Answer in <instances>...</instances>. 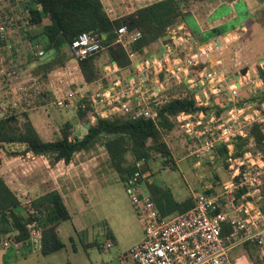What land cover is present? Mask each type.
<instances>
[{
  "label": "built area",
  "instance_id": "2783aa9c",
  "mask_svg": "<svg viewBox=\"0 0 264 264\" xmlns=\"http://www.w3.org/2000/svg\"><path fill=\"white\" fill-rule=\"evenodd\" d=\"M35 9H39L36 5ZM42 26V22H34L26 0H0V53L8 51L14 40L19 47L16 60L26 64L29 57L39 58L43 54L41 45L32 43L29 35ZM35 31V32H36ZM115 42L126 47L129 41L140 36L138 31L127 32L121 25L116 28ZM29 34V35H28ZM168 41L162 42L159 55L144 57L133 65L134 78H129L127 87H119V82L105 91L95 94L90 99L93 115L108 117L114 113L135 118L138 116L154 119L155 110L150 106L148 98H144L142 88L143 76L154 73V84L158 89L166 85L185 80L188 86H202L209 83L221 86L224 81V69L217 61L207 68L208 55L216 47L204 44L196 51L186 50L193 39L180 24L171 25L166 31ZM32 44V45H31ZM21 46V48H20ZM73 59L80 60L91 56L102 49L95 34L80 32L67 45ZM177 51H184L181 56ZM131 53H128V57ZM0 58V67L2 66ZM13 65H16L15 63ZM200 66L189 73L191 67ZM107 71L112 67L105 66ZM162 73L161 78L158 74ZM242 80L245 81L244 75ZM117 88V90H114ZM231 90V89H230ZM139 91L142 100L133 108L129 101V92ZM205 94V91H201ZM82 91H64L47 103L61 109H70L77 103L83 107ZM195 102L199 103L198 92L193 93ZM157 103H153V106ZM107 108V109H106ZM264 110V103L259 106ZM249 110V111H247ZM222 122L208 119L202 123V115L179 113L176 121L187 138L197 141L196 146H189L187 156L195 158L194 166L209 151L224 147L225 152L219 160L227 175L216 187L204 185L202 191L193 197V205L167 217H162L148 193L141 192L140 182L145 174L140 170L143 161L135 162L136 170L126 178L123 190L128 197L136 217L142 226V237L127 250L121 252L118 261L121 264H247L238 263L231 256V250L243 246L244 243L255 245L264 253V209L261 207L264 197L261 194L264 182V158L261 152L253 147L248 136L253 123L259 124L264 135V113L260 114L255 106L244 104L229 107ZM196 127H200L196 129ZM237 138L247 139L244 150L233 154L234 142ZM251 148L254 150L252 151ZM31 198L21 200V204L29 203ZM33 214H40L34 210ZM27 238L17 241L12 236L0 240V248L18 253L24 246L31 250L39 249L40 228L34 219L27 225ZM230 230L222 234V229ZM35 244V247L33 246Z\"/></svg>",
  "mask_w": 264,
  "mask_h": 264
},
{
  "label": "trees",
  "instance_id": "16d2710c",
  "mask_svg": "<svg viewBox=\"0 0 264 264\" xmlns=\"http://www.w3.org/2000/svg\"><path fill=\"white\" fill-rule=\"evenodd\" d=\"M186 3L187 0H157L124 16L109 19L99 0H26L34 22H40L44 18L49 20L29 39L32 43H41L45 51L50 50L55 53L53 59L37 64L36 70L33 69L32 73L39 70L45 76L53 66L61 65L63 47H66L80 32H89L98 37L107 63H113L118 68H126L129 65L128 53L140 54L144 48L157 40L168 41L165 38L166 31L171 25L182 21V10ZM36 5H39L38 10L35 9ZM121 25L126 27L127 32L140 33V36L129 41L126 47L115 42L116 28ZM219 31L220 29H212L211 34L212 32L218 34ZM76 65L86 83L100 76L93 55L76 60ZM199 68L200 66L191 67L189 73ZM257 72L264 81L263 71L257 68ZM42 78V81H46L45 77ZM180 86H183L185 91H174ZM169 88L171 89L166 90L168 98L152 106L156 113L154 119L142 116L130 118L117 113L108 117L96 115L92 123L86 124L84 133L79 137L72 136L71 125L66 123L61 124L58 136L54 140H43L31 123L27 112L7 113L0 116V151L6 155L29 152L33 156L45 157L52 165L59 160L67 163L74 153L86 151L101 141L107 164L122 183L136 170L135 162L143 161L140 168L143 171L146 169L147 160L155 154L162 157L163 165L172 168L173 165L168 163L170 153L163 135L174 127V118L177 114L181 112L193 114L199 110L206 112L209 108L197 105L193 98L195 90L189 89L185 80L174 82ZM38 96L41 98L40 104L47 103L51 99V95L45 90H40ZM250 99L252 98L244 100ZM253 99H256L259 105L264 101V95L258 94ZM82 102L83 107L75 109L74 114L77 119L87 122L88 116L93 113V108L88 99L84 98ZM221 110L217 108L216 114ZM260 127L259 124L253 123L249 128L248 136L253 141L254 149L261 152L264 158V135ZM246 140L240 138L235 140L234 155L244 150ZM9 144L23 147L21 150L8 151L5 145ZM216 151L218 155H222L225 148L218 147ZM149 187L148 194L162 217L190 208L196 195L176 201L168 188H161L152 183ZM261 194L264 197V182ZM30 198L29 203L21 204L20 198L0 176V240L12 236L17 241H24L27 238L26 225L36 219L40 228L39 253L41 255L53 253L63 246L57 235V225L61 221L69 220V214L56 191L50 190ZM261 207L264 209V201ZM34 210L39 212V217L33 214ZM229 230L230 227L225 226L222 234ZM243 246L255 247L248 243H244ZM260 262L264 263V258L254 260V264Z\"/></svg>",
  "mask_w": 264,
  "mask_h": 264
},
{
  "label": "crops",
  "instance_id": "0c3cea01",
  "mask_svg": "<svg viewBox=\"0 0 264 264\" xmlns=\"http://www.w3.org/2000/svg\"><path fill=\"white\" fill-rule=\"evenodd\" d=\"M99 1L108 18L113 19L124 16L139 7L157 0ZM182 11L183 18L178 24H180L185 31L189 32L192 39H195L199 43L208 42L216 47V49L213 50V55H209L207 61L208 66L214 65L218 61L224 69V72L227 68L224 67L223 64L226 65V63L229 62L231 66L229 68L230 74L225 73L224 81L220 86L221 91H207L205 94H198L199 103L196 102L197 105L209 108L206 112L199 110L202 112L204 119L212 112L216 113L217 108L222 109L221 113L225 114L226 110L231 106L239 107L244 104L253 105L254 102L256 104V99H253V97L258 94L264 95V81L257 72L258 68L264 73V0H187ZM255 14L261 15V19L254 18ZM247 18H251L252 21H247ZM41 22L43 26V24H47L49 20L44 18ZM190 23L192 25H190ZM212 29H220V31L217 32L218 34L213 32L211 34ZM257 32H261V35L263 36L261 40L256 38ZM201 38L202 40H200ZM162 42L163 41L161 40L153 42L148 47L144 48L140 54L131 53V55H129V65L126 68H118L113 63H107L106 55L103 51L98 60H95V65H98V69H101L103 74L101 77L88 83L83 81L78 71L76 61L72 62V65H74V71L71 75H64L63 78H55V81H53L48 78L49 73H47L46 81H41V88L42 90L44 89L47 91L52 99L63 92V90L59 91L61 89L60 84H69L70 87L74 86V90L82 91L85 96L84 98L90 100L95 94L107 90L112 81L115 82L120 80L121 82H126L129 78H134L135 74L133 65L135 61L144 57L159 55ZM193 43L194 45L197 44L195 41H193ZM193 43L188 47H192ZM222 58L223 61L221 60ZM248 61L250 65L249 67L247 65ZM241 63L244 65L241 66ZM105 66H110L112 68L110 71H107ZM239 66H241L240 68H245L244 70L240 69L241 73H238ZM160 74H158V76H161ZM242 75H244L245 81L240 82L239 78L242 77ZM105 76L109 77L107 78L109 79V83L107 84H104ZM155 76L154 73L144 75L146 80L145 83L148 84L150 88L152 87L151 89L153 90L143 91L144 98H148V100L153 103H160L168 98V91H163L162 89L155 87ZM248 83L251 85H247ZM57 86L59 87L57 88ZM240 91H248V93H245V95H238V92ZM231 92H233L235 97L231 95ZM221 95L222 97H220ZM223 95L225 97H223ZM249 97L252 99L247 101L244 100ZM128 99L132 104L131 106L135 109L139 107L137 104L142 100V95L139 91H131L129 92ZM234 101L237 103L241 101V103L237 105L230 103ZM262 103H264V101H261L259 106ZM42 107L47 111L48 107H45L43 103L39 104L37 110L44 111ZM50 108L54 107L49 105V109ZM49 109L47 112H50ZM64 110L62 111L63 114L60 113L61 110H59L58 115L57 113H51L54 119L49 118L51 115L48 118V115H45V119L42 118L44 127H48L47 129L50 130L48 135L45 133L47 131L42 130L40 133L36 128V123L40 125L41 122L40 120V122L38 121L40 116L35 113L36 110L28 112L27 114L40 137L43 140L48 141L54 140L58 136V130L57 132H54L53 128L60 127L61 124L70 123L72 136L76 135L79 137L84 133L86 124L92 123L95 119V116L91 113L88 116L87 122L77 119L76 117V120H68L65 119L64 113L66 110ZM30 113L33 114L34 120L30 117ZM208 117H211V115ZM174 121L176 124L175 118ZM81 123H84L85 126L81 127ZM171 130L167 131L164 135ZM169 153L174 166L179 158L175 159L174 153L170 149ZM2 154H0V176L3 178L6 185L18 196V198H20V200L23 198L21 197L22 194L35 197L50 190L56 191L61 197L69 214L70 218L68 221L74 232L82 230L85 227V222H88V218H84V215H89L90 213L95 214L93 210L87 211V209H91L92 207L97 208L99 211L98 220L104 222L106 226L105 246H111L114 244L115 260L118 261V256L121 252L127 250L141 239L142 226L134 214L133 209H131L132 206L128 197L126 196L128 200L127 208L124 207L123 204L119 205V202L116 201L112 195L102 194V198H100V194L108 191L111 186L109 168L106 166H97L96 158H99L98 156L104 155L106 158L101 141L95 143L86 151L81 150L74 153L67 163L59 160L50 165L45 157H37L30 154L33 159L30 162H27L29 165L25 171L22 169L18 170L17 168L14 170L10 169V166L7 164L14 159H12V157L3 158ZM78 155L82 156L75 159ZM150 184L149 180L146 188L143 187V189H141L140 186L141 192L149 193ZM160 187L167 188L163 185ZM203 187L204 185L201 186V190L197 193H200ZM78 197L80 199H78ZM129 206H131V208ZM59 228L60 223L56 228L57 235H59ZM21 250L22 252L24 251V253L35 252L34 250L29 248L26 249L25 247L20 249V251ZM237 250L238 251L235 252L234 257L238 263L245 262L247 264H254L256 258L260 260L264 258V253H261L259 249H257L253 258L252 255H250L251 252L249 251V248L242 246L241 248L238 247ZM36 251L39 253V250ZM12 254L13 253L10 251L0 248V264H17L19 261H11V259H14L11 256ZM39 261H41V259H39ZM118 263L121 264L119 261ZM257 264H263V262Z\"/></svg>",
  "mask_w": 264,
  "mask_h": 264
},
{
  "label": "rangeland",
  "instance_id": "374dc122",
  "mask_svg": "<svg viewBox=\"0 0 264 264\" xmlns=\"http://www.w3.org/2000/svg\"><path fill=\"white\" fill-rule=\"evenodd\" d=\"M254 18L261 19V15L255 14ZM252 21L251 18H247V21ZM190 25H192L190 23ZM39 30V29H37ZM36 31V30H35ZM35 31L33 33H35ZM187 32V31H186ZM32 33V34H33ZM189 33V32H187ZM32 34H28L29 37ZM261 32H257L256 38L259 40L262 39ZM193 41H195L197 44L194 45ZM192 41V47H188L186 52L191 53L196 51L197 47L203 46L204 44H208V42L199 43L195 39ZM244 42V41H243ZM12 47L9 48L8 51H4L2 49V52L0 53V58L2 59V66L0 67V116H3L7 113L15 112H32L36 110V114L39 115L38 121L40 122V125L36 123V128L40 131V133L43 131L47 135L49 134L50 130L44 127L42 118L45 119V115H48L47 118L51 115V113H59V110H61L60 113L63 114L64 109H49V103L43 102V105L45 107H48L50 112L45 111H38L37 108L39 106V102L41 98L38 96V93L40 90H42V86L40 81L43 79L42 77H45L46 75H42V71L36 70L35 66L39 63H42L43 61L51 60L55 57V53L53 51H45L42 47L41 43H38L41 45L43 54L39 58L29 57L26 64H19L18 60H16L17 54L19 51V47L15 46L17 43H24V41H20L18 39L14 40ZM162 44V43H161ZM32 45V44H31ZM190 45V44H189ZM21 48V46H20ZM103 49H100L98 52L93 54L94 60H98L101 53L103 52ZM162 51V48H161ZM160 51V52H161ZM184 51H177V54L179 56L182 55ZM214 51L210 52L209 55H213ZM233 52V50H232ZM20 53V52H19ZM245 53V52H244ZM243 53V54H244ZM160 54V53H159ZM208 55V57H209ZM61 65L53 66L51 70L48 71L49 75L48 78L55 81V78L58 79L59 77L63 78L64 75H71L74 71V65H72V62H75L76 59H73L71 55L69 54L68 47H63V56H61ZM223 61V58L221 59ZM96 62V61H95ZM232 62V61H231ZM16 65H13V64ZM66 64V65H65ZM71 64V65H70ZM244 64L241 63V66ZM248 67L249 61L247 62ZM221 66V65H220ZM224 67L227 69L225 70V73L230 74L229 68L231 67L229 62L223 64ZM238 67V73H241L240 69L244 70L245 68ZM205 68L208 67V64L204 65ZM98 68V65H97ZM212 68H214V65H212ZM33 69L35 73L33 72ZM66 71V73H65ZM99 74H103L101 69H98ZM232 72V71H231ZM65 73V74H64ZM149 75V73H146ZM249 76V75H248ZM98 77V78H99ZM159 77V76H158ZM109 77L105 76L104 84L109 83ZM161 78V77H159ZM225 78V74H224ZM240 80L242 78L240 77ZM120 81V80H119ZM118 81V82H119ZM145 78L143 76V83L142 88L144 91H153L148 84L145 83ZM113 82V81H112ZM242 82V81H241ZM122 84V85H121ZM192 86L188 87L189 89H194L196 92L201 93V91H221V87H218L217 85H212L209 83L203 84L202 86L194 85V83H191ZM112 83L110 84V86ZM247 85H251L248 83ZM109 86V87H110ZM188 86V84H187ZM59 86H57L58 88ZM108 87V88H109ZM119 87H127L126 82H119ZM155 87H157L155 85ZM170 85H166L162 90L166 91L169 88ZM60 90L59 91H70L74 90V86L70 87L69 84H60ZM107 88V89H108ZM179 89H175L174 91H185V88L183 86L178 87ZM44 90V89H43ZM114 90H117L115 88ZM39 91V92H38ZM80 91V90H79ZM160 91V90H157ZM221 93V92H220ZM236 93V92H235ZM248 93V91H240L238 92V95ZM231 95L234 96L233 92H231ZM237 96V95H236ZM222 97V95L220 96ZM223 97H225L223 95ZM235 97V96H234ZM238 99V98H237ZM239 100V99H238ZM236 100V101H238ZM233 101V100H232ZM149 108L150 106H153V102L148 100ZM83 103V102H82ZM234 105H237V102H230ZM75 107L73 106L70 109H65V119L68 120H76L75 119V109H77V103H73ZM255 108L258 109L260 114L264 113L263 109L259 108V105L253 104ZM70 111V112H68ZM249 111V110H247ZM202 114V112H198V114ZM195 114V113H193ZM63 115V116H64ZM211 115V117H208ZM208 116L202 117V123L206 122L208 119H213L215 122H222L225 118V114L221 113L219 111L218 114L215 112H212ZM30 117L33 119V114L30 113ZM46 118V119H47ZM51 119H54L53 116L49 117ZM37 120V119H36ZM62 121V120H59ZM37 122V121H36ZM35 123V122H34ZM81 127L85 126L84 123L80 124ZM54 127V126H53ZM59 126L56 128H53L54 132H57ZM200 127H196V129H199ZM79 132V131H78ZM72 133V130H71ZM164 141L168 148L174 153V158L178 159L176 161L175 165L172 168H169L165 165H163V159L159 155H153L151 158L147 160L146 169H144L142 172L145 174V176L142 178L140 182L141 189L146 188L147 182L150 180V182L156 186L163 185L164 187H167L173 198L177 201L184 199L187 196H191V194H195L201 190V186L206 184H211L213 187H216L219 182H223L227 175L223 169V166L219 160V155L217 154V151H209L204 155V157L200 158L198 161V164L194 166L195 158L192 156H187V151L189 146H196L197 141L187 138L185 133L183 132V129L180 128L178 125V122L176 121V124L174 125L173 129L167 133L166 135H163ZM23 146L18 144H9L5 145V149L8 151L12 150H21ZM4 150V148H3ZM253 151L254 149L251 148ZM0 154L2 152L0 151ZM3 158H11L14 160H11L8 166H10V169H22L26 170L28 167V163L33 158H31L30 153H21L18 152V155H6L2 154ZM33 156V155H32ZM82 155H78V157H75V159L80 158ZM103 158H102V157ZM98 156L97 159V166H106L109 168V179L111 178V186L108 189V191H105L104 193L100 194V198L102 194L112 195L113 198L119 202L120 204H123L124 207L127 208L128 200L126 197V194L123 190V183L119 180L117 174L108 166L107 160L104 155ZM38 157V156H37ZM43 157V156H41ZM181 157V158H180ZM105 159V160H104ZM6 160V159H5ZM9 161V160H7ZM169 164H172L171 159L168 162ZM173 165V164H172ZM7 166V167H8ZM146 193V192H144ZM99 195V194H98ZM22 199L30 198L27 194H22ZM99 197V196H98ZM78 199H80L78 197ZM110 202V201H109ZM131 208V206H129ZM133 209V208H131ZM93 210L95 214L90 213L89 215H84V218H88V222H85V227L82 230L73 231V228L68 220L61 221L60 222V228H59V239L63 243V247L59 250L47 254V255H40L36 250H34V253H24L19 251L17 254H14L13 251H10L13 253L11 256L14 259H11V261H19L17 264H119L117 260H115V252H114V244L111 246H105V236H106V226L104 222H100L98 220V209L95 207H92L91 209H87V211ZM100 210V209H99ZM134 211V209H133ZM134 214L136 215L135 211ZM251 245V244H249ZM35 247V244H33ZM255 246V245H254ZM24 246H22L20 249H23ZM241 248L242 246H238ZM238 247H235L233 250H231V256L234 257L235 252H237ZM249 251L251 252L250 255L253 256L257 252V247H251L249 246ZM257 248V249H255ZM25 254V255H24ZM41 259V261H39ZM264 264V263H263Z\"/></svg>",
  "mask_w": 264,
  "mask_h": 264
}]
</instances>
